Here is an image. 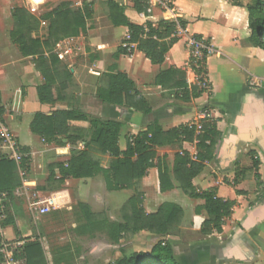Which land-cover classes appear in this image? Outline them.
Returning a JSON list of instances; mask_svg holds the SVG:
<instances>
[{
    "label": "crops",
    "instance_id": "0c3cea01",
    "mask_svg": "<svg viewBox=\"0 0 264 264\" xmlns=\"http://www.w3.org/2000/svg\"><path fill=\"white\" fill-rule=\"evenodd\" d=\"M114 1L123 7L130 22L144 23L131 1ZM56 2L0 0V110L28 159L24 177L18 174L20 185L12 193L14 198L16 191L25 185L56 195L57 190L47 188L49 166L67 160L73 147L82 149L85 144V140H80L75 146L59 145L32 133L29 125L36 112L50 114L73 106L70 102L74 100L75 106L86 114L117 120L128 126L124 143L119 133L118 146L123 151L130 137L150 125H157L162 131L190 125L195 122L198 110L209 107L216 116L219 136L210 159L202 161L203 167L191 183L197 193L212 190L217 197L233 203L221 231L201 232L207 213L203 209L196 211V208L204 201L187 195L174 174L176 154H187L191 161L198 160L199 138L195 132L192 140H184L181 136L173 143L153 146L151 166L139 182L142 201L138 207L145 213L156 212L163 203L181 208L172 231L157 235L143 230L129 235L127 241L125 238L120 241L128 243L132 253L147 252L161 240L172 247L179 264H264V48L249 40L248 0H241L240 4L232 0H170L178 20L184 22L185 35L200 36L213 47L205 61L210 91L193 96L195 85L188 83L183 70L188 53L182 36L167 38L163 61L153 64L137 43L128 39L126 26H115L109 21L106 29L97 28V35L90 39L88 18L84 30L62 38L51 51L58 57L59 65L72 73L62 91L63 99L51 104L38 99L37 87L44 83V78L36 69L33 57L24 56L10 39L11 11L24 7L38 18L40 26L32 37L43 40L47 36V15L61 3L70 1ZM91 2L76 0L74 5L82 8L88 3L91 7ZM164 15L162 9L156 7L147 21L157 24ZM125 43L133 44L130 52L123 48ZM78 56L79 62L75 60ZM111 65L133 82L138 96L150 108L149 112L103 103L95 97V90L105 84L104 74ZM167 70L176 72L156 82L159 73ZM99 159L101 167L108 168L112 158L103 154ZM253 161L257 162L256 166ZM159 167L165 172L167 183L172 184L171 188L160 190ZM54 173L58 178V169H54ZM98 177L102 178L100 188L115 203L121 199L126 202L135 193L134 189L108 190L101 173L91 178H66L61 185L66 189L80 183L83 189H91L100 179ZM85 197L84 193L81 199L84 201ZM95 199L102 202L104 198L96 193ZM8 206L12 209L13 220L22 214L18 210L22 207L15 202ZM9 226H4V233ZM123 250L115 251L116 260L123 255ZM102 255L101 248L97 256Z\"/></svg>",
    "mask_w": 264,
    "mask_h": 264
},
{
    "label": "trees",
    "instance_id": "16d2710c",
    "mask_svg": "<svg viewBox=\"0 0 264 264\" xmlns=\"http://www.w3.org/2000/svg\"><path fill=\"white\" fill-rule=\"evenodd\" d=\"M40 2L41 0H31ZM137 12L145 9L142 0H130ZM240 4L241 0H232ZM107 16L115 26H126L130 41L137 43L139 50L153 63L160 64L167 51V38L174 37V23L161 19L157 24L145 21L142 24L130 22L124 14L123 7L114 0H107ZM248 26L251 31L250 42L264 48V0H248ZM13 28L10 39L16 44L24 56H32L36 69L44 78V83L37 87V96L41 103H55L63 99L62 91L66 82L71 79L72 73L68 68L59 65V59L52 54V49L62 38L77 34L84 30L86 20L91 17L92 10L88 3L82 8L73 7L70 2H63L47 15V36L43 40L32 37L33 32L40 26L38 18L33 16L24 7L14 8L11 11ZM184 26V22L179 21ZM48 52L49 54H45ZM174 70L159 73L156 82ZM105 84L95 90V97L103 103L116 106H125L149 112L142 97H139L133 82L128 76L117 70L113 65L108 67L104 74ZM184 84V83H183ZM202 92L194 86L193 96ZM122 122L113 119H101L84 113L79 107L70 106L57 109L50 114L36 112L30 121V131L45 141H54L59 145L70 144L75 146L80 140H85L82 149L73 147L70 156L65 161L56 162L49 166L50 173L46 180L47 188L54 190L61 186L66 178H91L102 174L108 190L134 189L135 193L125 202L121 212V221L112 223V236L117 239L128 237L140 231H148L157 235L168 234L173 224L181 214V208L173 203H163L153 213H145L138 205L141 203V193L138 191L139 182L151 166L154 155L153 146L173 143L181 136L184 140H192L195 134L194 124L181 125L169 131H162L157 125H150L145 131L133 135L128 139L125 150L118 146L119 133ZM219 133L214 123H205L198 134L199 151L197 161H191L187 154H176L174 174L181 189L189 196L203 199L204 203L196 211L205 210L207 218L202 223L201 232L208 234L212 229L221 231L223 220L231 213L233 203L217 197L214 191L195 192L191 179L202 169V161L210 159ZM93 152H96L94 154ZM108 154L112 158L108 168L100 165L99 156ZM257 165L256 161H253ZM24 170H28L27 157L23 162ZM54 169H58L59 177L55 178ZM160 190L172 187L167 183L165 172L159 167ZM19 184L16 164L0 158V208L11 205L14 189ZM7 201V202H6ZM7 203V204H6ZM84 206V205H83ZM85 216L88 222L96 221L87 210ZM8 224L13 223L12 216ZM24 264H47L43 248L37 240L27 241L23 248ZM115 264H179L173 254L172 247L159 240L152 248L145 251L123 254Z\"/></svg>",
    "mask_w": 264,
    "mask_h": 264
},
{
    "label": "rangeland",
    "instance_id": "374dc122",
    "mask_svg": "<svg viewBox=\"0 0 264 264\" xmlns=\"http://www.w3.org/2000/svg\"><path fill=\"white\" fill-rule=\"evenodd\" d=\"M55 1L59 2L60 0ZM68 1L75 7L74 1L76 0ZM106 1L92 0L91 2L92 15L87 20L90 39L97 35V28L106 29L110 25ZM75 60L79 62V56ZM72 101L70 103L75 106L76 101ZM23 126L27 128L26 124ZM128 129L127 125L122 124L120 130L121 143H124ZM93 153L96 154V152ZM18 178L19 186L20 176ZM101 180L102 178L97 179V184L93 185L91 189H83V184L80 183L73 184L66 189L62 185L54 189L57 190L55 195L56 207L44 215H36L30 212L25 201V191L32 192L36 189L35 186L22 187L20 189L22 193L16 195L13 200L16 205L22 207L18 209L22 214L16 216L12 224H8L6 222L9 217L12 216L13 218V213L10 206L4 207L3 211L0 212L2 234L5 238L8 237L7 239H23L25 243L37 240L43 248L47 264H114L116 261L114 258L116 256L115 251L118 248H124L123 254L125 255L130 254L132 248H129V244L125 241L121 242V238L113 237L111 233L112 223L121 221V209L125 201L123 202L121 199L119 203H115L100 188ZM84 193L86 197L83 201L81 198ZM96 193L102 194L104 198L102 202L96 201ZM86 210L94 216L96 221L88 222L85 216ZM7 225L10 226L6 228L4 233V226ZM124 238L127 241L129 236ZM101 248L104 255L98 257L97 252H100ZM18 258L24 264L23 253Z\"/></svg>",
    "mask_w": 264,
    "mask_h": 264
},
{
    "label": "built area",
    "instance_id": "2783aa9c",
    "mask_svg": "<svg viewBox=\"0 0 264 264\" xmlns=\"http://www.w3.org/2000/svg\"><path fill=\"white\" fill-rule=\"evenodd\" d=\"M146 7L138 12V16L147 21L148 15L153 9L159 7L165 13L164 19L174 23V31L172 37L182 36L184 38V46L188 53V60L183 65V70L187 75V81L191 85H195L202 92L210 91V81L206 76L205 61L207 56L213 52L212 45L200 36H187L183 25L179 22L174 8L171 6L170 0H142ZM130 40V36H128ZM123 48L130 52L133 44H123ZM254 83V81H251ZM1 108V105H0ZM216 122V116L213 110L209 107H203L197 111L196 120L193 123L196 133L202 131L205 123ZM132 141V138H130ZM27 157V153L22 149V145L17 141L15 135L11 132L8 125L5 123L0 110V158L13 161L17 166L18 174L24 176L23 162ZM23 187H26L23 186ZM22 189V188H21ZM21 190L16 191V195L21 194ZM25 201L30 212L36 215H44L51 212L56 207L55 195L34 189L32 192L25 191ZM4 207L0 208V212ZM0 264H23V261L18 258L23 253L25 241L23 239H7L4 237L0 227ZM164 244V243H162ZM24 256V255H23ZM25 263V257H24Z\"/></svg>",
    "mask_w": 264,
    "mask_h": 264
}]
</instances>
